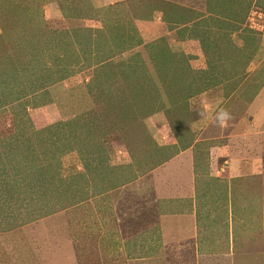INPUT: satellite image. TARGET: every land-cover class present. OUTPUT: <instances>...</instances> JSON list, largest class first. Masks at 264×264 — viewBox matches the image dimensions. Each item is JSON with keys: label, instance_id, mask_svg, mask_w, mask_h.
<instances>
[{"label": "rangeland", "instance_id": "1", "mask_svg": "<svg viewBox=\"0 0 264 264\" xmlns=\"http://www.w3.org/2000/svg\"><path fill=\"white\" fill-rule=\"evenodd\" d=\"M6 74L0 264H264V0H0Z\"/></svg>", "mask_w": 264, "mask_h": 264}, {"label": "trees", "instance_id": "2", "mask_svg": "<svg viewBox=\"0 0 264 264\" xmlns=\"http://www.w3.org/2000/svg\"><path fill=\"white\" fill-rule=\"evenodd\" d=\"M10 22H11V20L7 21L8 25H9V28L11 27V23ZM123 38H124V35H123ZM128 38H129V35L126 38H124V39H128ZM132 40H130L129 42H131ZM162 40H164V39H161L159 41H162ZM114 41H115V43H113L112 41H108V42H111V44H110L111 47H108L110 52L114 51V52L120 53V52H123L125 50V48H127L129 46L128 45L129 43L128 44L123 43L122 40L118 39V36L116 37V39ZM84 42L85 41L83 40L79 44V45H81V48H85ZM117 42H119V43H117ZM158 45H159V48L161 47V49H159V50H162L164 52V54L168 55V53L165 52L166 42L163 41L162 44L160 43ZM91 46H92V43H91ZM116 46H118V47H116ZM97 47L101 48L99 51H102V49L104 48V44H102L101 42H98L96 44V47H94V48H97ZM115 48H116V50H115ZM120 66H122V65H120ZM103 67H104V65L101 68H103ZM120 68L123 69V71H124V67H120ZM26 76H27V74H26ZM26 76H24V77H26ZM10 78H11V76L6 74L5 75V80L3 81V83L0 82V105H5V104L9 103L12 98H14V95H13L14 93L12 91V83H10L11 82ZM186 86H187V84H186Z\"/></svg>", "mask_w": 264, "mask_h": 264}, {"label": "crops", "instance_id": "3", "mask_svg": "<svg viewBox=\"0 0 264 264\" xmlns=\"http://www.w3.org/2000/svg\"><path fill=\"white\" fill-rule=\"evenodd\" d=\"M118 1H120V0H118ZM145 20H146V23L152 20L151 21L152 23L150 25L153 28H151V26L147 27L146 26L147 24L145 23ZM162 23H164V21L162 20V17H160V16H157L156 19H149V20H147V19L143 20V19L139 18L138 21H137V24L139 25L140 33L143 34L147 39H149L150 35L154 34V29L156 27L160 28L161 30L163 29V33H166V29L164 27H162ZM164 24H165V27H166V23H164ZM149 29L150 30L153 29V32H150ZM163 35H165V34H163ZM155 38H157V37H155ZM211 192H212V190H211Z\"/></svg>", "mask_w": 264, "mask_h": 264}, {"label": "clouds", "instance_id": "4", "mask_svg": "<svg viewBox=\"0 0 264 264\" xmlns=\"http://www.w3.org/2000/svg\"><path fill=\"white\" fill-rule=\"evenodd\" d=\"M215 118L220 124H223L230 118V115L226 109L221 108L216 112Z\"/></svg>", "mask_w": 264, "mask_h": 264}]
</instances>
